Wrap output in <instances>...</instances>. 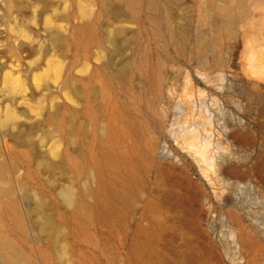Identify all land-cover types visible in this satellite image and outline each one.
I'll list each match as a JSON object with an SVG mask.
<instances>
[{"label": "rangeland", "instance_id": "1", "mask_svg": "<svg viewBox=\"0 0 264 264\" xmlns=\"http://www.w3.org/2000/svg\"><path fill=\"white\" fill-rule=\"evenodd\" d=\"M262 64L264 0H0V264H264ZM200 89L234 112L214 184L170 131Z\"/></svg>", "mask_w": 264, "mask_h": 264}, {"label": "bare ground", "instance_id": "2", "mask_svg": "<svg viewBox=\"0 0 264 264\" xmlns=\"http://www.w3.org/2000/svg\"><path fill=\"white\" fill-rule=\"evenodd\" d=\"M227 7H229V5H227ZM236 11H237V8H236ZM45 17H46L45 24L48 25L50 21V17L48 15H46ZM174 35L177 41L183 45L186 40L185 31L178 30V29L174 30ZM249 60L252 63L253 57L251 56ZM251 63H250L251 67L255 69L256 66L252 65ZM52 70L54 71V75H53L54 78L57 79V77L59 76L58 63L55 64ZM256 72L260 74L261 78H264V64H262V67L259 70H256ZM218 79L223 80V82L225 81L228 82L229 80L227 75H221L219 76ZM33 80H34V86L39 87L41 76H38L35 74L33 77ZM11 81L13 83L12 88L19 86V88L21 87L24 93L27 91V87L25 83L22 82L19 76L11 78ZM189 82L191 81L189 80ZM219 88H223V86H220ZM199 92L201 96L200 99H201L202 105H201V109H200L199 117L197 121L191 122V119L186 118L181 122L178 121V127L177 128L172 127L170 131H171V135L178 142V144H180L182 148L186 149V151L198 163L200 169L202 170L203 175L208 178L211 184H214L215 178L221 177V173H222L221 170L224 166L223 160H225L226 158L221 153V150L228 149V147L220 144L219 138L216 139V136L218 135L220 136V132L215 131V121L217 120L218 125L222 128H225L226 133H227L231 131V129H229L228 126L226 125L225 117L228 113L234 114V112L232 110L231 112L227 110L226 104L220 99H218L216 96H213L211 103H208L204 98L205 91L200 89ZM71 100H74V99H71ZM179 108H180L179 114L181 115V117L183 116L187 117L186 106L184 107L182 105ZM20 118H21V115L17 110H11L10 116H7L6 118H4V123L11 124L12 126L11 132L7 133L6 136H8L10 139L14 140L20 145H28L31 150V155L35 156L36 151L34 147L32 144L29 143V141H27V138H26L28 136V133L33 128L32 127L33 121H29L31 117H29L30 119L27 118V120H23V118L22 119ZM11 120L13 121L11 122ZM240 121H242L241 118H240ZM165 151L166 150H164L163 152ZM167 151H168L167 152L168 154L173 155V157H176V159H178V157L175 156L174 152L170 148H168ZM153 154H154V149L149 151V155L151 157H153ZM232 169H233V166H230L227 168L228 171ZM102 187H104V180L99 181L96 189L102 190ZM101 208L102 207L100 206L99 209L101 210ZM43 214L44 212L43 210H41L39 212V215L43 216ZM45 222H46L45 224L48 226L52 224L51 219H47ZM234 243L236 245L238 244L240 245V243L237 240H234ZM244 245L247 246L245 243ZM0 257L4 258V247L1 241H0ZM237 258L238 256H233L232 263L241 264L237 262Z\"/></svg>", "mask_w": 264, "mask_h": 264}, {"label": "water", "instance_id": "3", "mask_svg": "<svg viewBox=\"0 0 264 264\" xmlns=\"http://www.w3.org/2000/svg\"><path fill=\"white\" fill-rule=\"evenodd\" d=\"M164 150L160 151L159 156L162 159H172V155H168L165 152H163ZM175 162L182 164L183 162L179 159H176ZM209 229L212 230L211 225H209ZM212 247L219 253L220 258H222V261H230L228 253H227V245L225 244V242H223L222 240H212Z\"/></svg>", "mask_w": 264, "mask_h": 264}]
</instances>
